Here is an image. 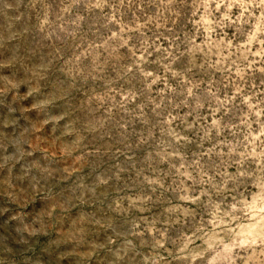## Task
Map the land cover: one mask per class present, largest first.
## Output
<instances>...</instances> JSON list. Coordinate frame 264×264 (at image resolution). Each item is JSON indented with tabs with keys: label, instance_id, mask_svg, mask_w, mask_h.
Listing matches in <instances>:
<instances>
[{
	"label": "clouds",
	"instance_id": "1",
	"mask_svg": "<svg viewBox=\"0 0 264 264\" xmlns=\"http://www.w3.org/2000/svg\"><path fill=\"white\" fill-rule=\"evenodd\" d=\"M0 264H264V0H0Z\"/></svg>",
	"mask_w": 264,
	"mask_h": 264
}]
</instances>
